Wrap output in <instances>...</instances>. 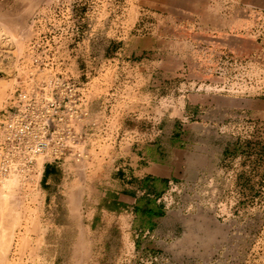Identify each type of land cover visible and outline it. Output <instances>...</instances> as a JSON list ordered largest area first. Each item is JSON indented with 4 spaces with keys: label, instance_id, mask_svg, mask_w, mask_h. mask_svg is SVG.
Wrapping results in <instances>:
<instances>
[{
    "label": "rangeland",
    "instance_id": "374dc122",
    "mask_svg": "<svg viewBox=\"0 0 264 264\" xmlns=\"http://www.w3.org/2000/svg\"><path fill=\"white\" fill-rule=\"evenodd\" d=\"M59 74L95 126L33 187L0 176V264H264V0H0V114ZM136 146L173 172L120 200Z\"/></svg>",
    "mask_w": 264,
    "mask_h": 264
},
{
    "label": "built area",
    "instance_id": "2783aa9c",
    "mask_svg": "<svg viewBox=\"0 0 264 264\" xmlns=\"http://www.w3.org/2000/svg\"><path fill=\"white\" fill-rule=\"evenodd\" d=\"M72 45L45 50L46 65L76 64ZM36 62V61H35ZM29 89L16 88L0 114V176L37 184L46 165H58L71 155L78 162L92 120L93 98L85 84L59 74Z\"/></svg>",
    "mask_w": 264,
    "mask_h": 264
},
{
    "label": "crops",
    "instance_id": "0c3cea01",
    "mask_svg": "<svg viewBox=\"0 0 264 264\" xmlns=\"http://www.w3.org/2000/svg\"><path fill=\"white\" fill-rule=\"evenodd\" d=\"M108 147V146H107ZM123 147H119L116 149H113V147H110V150L107 154H105L101 159V168H97V169H93L88 173V179L92 180L93 183H98V184H103L102 182L108 178V173L107 171L109 170V167L111 166L112 159L113 157L116 155V153L114 151L119 152V154H121V150H123ZM131 151H133V153H131V156H135L140 154L141 158L137 159L135 163L132 164V168L131 170L134 173V175L132 176V178L137 181L135 183L136 188L131 192L128 191V185H124L123 182H121L122 185H124V188H121L122 186L120 185V182H117L119 185V189L118 190H114L112 193H114L115 196H117L120 200H130L129 199V195L128 194H135L137 195L138 193H142L143 190H141L142 185L144 184L145 180H158L161 178H167L169 177L172 172V166L167 163V162H162L159 161L157 159H154V157H150L146 154V149L140 146H136V149L134 147L131 148ZM142 167H140V165H142ZM123 166L126 167V164H123ZM49 169L47 170V172H49ZM120 169V167H119ZM121 171H125L124 169H122ZM94 187V186H93ZM130 189H132V185L129 187Z\"/></svg>",
    "mask_w": 264,
    "mask_h": 264
},
{
    "label": "bare ground",
    "instance_id": "6f19581e",
    "mask_svg": "<svg viewBox=\"0 0 264 264\" xmlns=\"http://www.w3.org/2000/svg\"><path fill=\"white\" fill-rule=\"evenodd\" d=\"M1 198V197H0ZM2 199V198H1ZM4 202V201H3ZM11 221V220H10ZM12 225V224H11ZM2 227H4V226H2ZM10 232V231H9ZM10 235H11V233H9ZM8 235V234H7ZM10 238V237H9ZM5 240V239H4ZM8 241V240H7ZM1 243V242H0ZM4 244V243H3ZM2 244V245H3ZM1 246V245H0ZM3 246H5V244L3 245Z\"/></svg>",
    "mask_w": 264,
    "mask_h": 264
}]
</instances>
